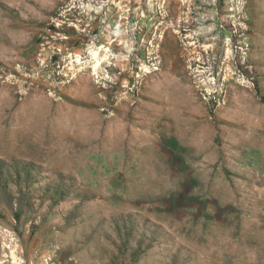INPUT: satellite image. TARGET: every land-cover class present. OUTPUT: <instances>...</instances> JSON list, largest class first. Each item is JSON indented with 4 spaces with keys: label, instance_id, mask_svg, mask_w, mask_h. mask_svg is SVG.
<instances>
[{
    "label": "rangeland",
    "instance_id": "374dc122",
    "mask_svg": "<svg viewBox=\"0 0 264 264\" xmlns=\"http://www.w3.org/2000/svg\"><path fill=\"white\" fill-rule=\"evenodd\" d=\"M0 264H264V0H0Z\"/></svg>",
    "mask_w": 264,
    "mask_h": 264
},
{
    "label": "bare ground",
    "instance_id": "6f19581e",
    "mask_svg": "<svg viewBox=\"0 0 264 264\" xmlns=\"http://www.w3.org/2000/svg\"><path fill=\"white\" fill-rule=\"evenodd\" d=\"M225 189L227 190L228 194H229V195H230V197H231L230 190L228 189V187H227V186H226V188H225ZM225 189H224V190H225ZM227 192H226V193H227ZM226 195H227V194H226ZM226 197H227V196H226Z\"/></svg>",
    "mask_w": 264,
    "mask_h": 264
},
{
    "label": "trees",
    "instance_id": "16d2710c",
    "mask_svg": "<svg viewBox=\"0 0 264 264\" xmlns=\"http://www.w3.org/2000/svg\"><path fill=\"white\" fill-rule=\"evenodd\" d=\"M66 34H68V33H66ZM69 35V34H68Z\"/></svg>",
    "mask_w": 264,
    "mask_h": 264
}]
</instances>
